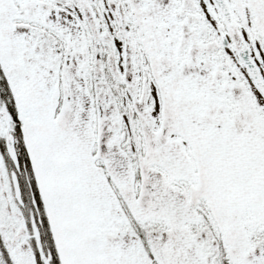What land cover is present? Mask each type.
<instances>
[{"label":"snow or ice","instance_id":"1","mask_svg":"<svg viewBox=\"0 0 264 264\" xmlns=\"http://www.w3.org/2000/svg\"><path fill=\"white\" fill-rule=\"evenodd\" d=\"M0 264H264V0H0Z\"/></svg>","mask_w":264,"mask_h":264}]
</instances>
